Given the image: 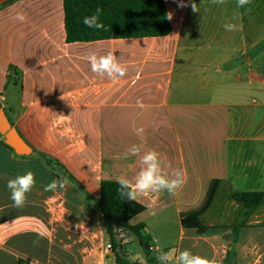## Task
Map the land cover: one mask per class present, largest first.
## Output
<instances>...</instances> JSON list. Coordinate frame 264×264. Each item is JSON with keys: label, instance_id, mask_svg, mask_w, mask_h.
<instances>
[{"label": "crops", "instance_id": "0c3cea01", "mask_svg": "<svg viewBox=\"0 0 264 264\" xmlns=\"http://www.w3.org/2000/svg\"><path fill=\"white\" fill-rule=\"evenodd\" d=\"M163 3L171 16L164 36L69 42L63 0H0V108L33 152L16 154L0 135V264H114L99 186L140 171L139 156L125 158L140 142L134 127L145 129L144 151L160 153L169 178L185 174L175 195L128 201L142 243L155 246V257L189 249L225 264L230 227L244 212L231 193L264 192V0ZM17 12L25 22L13 19ZM110 50L128 68L115 81L87 59ZM29 170L36 186L14 207L7 181ZM60 178L63 190L44 191ZM212 181L216 192L199 218L208 229L183 227L180 214L202 205ZM125 254L161 264L134 235ZM236 259L264 264V204L240 229Z\"/></svg>", "mask_w": 264, "mask_h": 264}, {"label": "trees", "instance_id": "16d2710c", "mask_svg": "<svg viewBox=\"0 0 264 264\" xmlns=\"http://www.w3.org/2000/svg\"><path fill=\"white\" fill-rule=\"evenodd\" d=\"M102 9L100 22L103 29L89 28L84 23L85 17ZM64 26L66 39L69 42H89L113 38L158 37L168 34L170 30L163 0H63ZM45 162L49 160L40 155ZM218 186L212 181L202 205L190 212L181 213L179 222L183 227L194 228L197 233L205 232L208 227L201 223L200 216L211 204ZM231 198L244 206L241 220L230 227L231 243L225 257V264H237L236 244L239 231L245 226L250 215L264 204V192H232ZM128 199L119 195L117 181L101 180L99 186L98 209L106 219L105 233L111 245L114 264H137L129 260L119 244L114 239L116 226L127 227L130 233L136 236L144 246L150 262L156 257L148 250L140 238V226H132L133 217L128 208Z\"/></svg>", "mask_w": 264, "mask_h": 264}, {"label": "clouds", "instance_id": "9594fccd", "mask_svg": "<svg viewBox=\"0 0 264 264\" xmlns=\"http://www.w3.org/2000/svg\"><path fill=\"white\" fill-rule=\"evenodd\" d=\"M215 5H223L225 0H211ZM251 0H237V7L244 8L250 4ZM183 6V5H182ZM193 11H198L197 5H192ZM102 9L97 8L95 13L89 17H85L83 23L89 28L103 29L104 25L100 22V14ZM171 19V16L168 17ZM14 20L25 22L27 17L23 12H17L13 17ZM226 31L238 30V25L235 23H225L223 25ZM87 59L91 65V70L101 76H107L111 80H118L127 74L128 68L122 64L113 51H108L106 54L98 55L95 52L90 53ZM5 96H0V101H4ZM137 106L144 109L146 106L140 101H137ZM135 134L140 138V142L131 145L128 152L125 153V158L130 154L132 156L140 157V164L142 167L135 176L134 180L128 179L126 176L117 178L119 185V195L128 200H137L139 196L148 194L150 192L160 193L167 191L170 195H175L178 189H181L185 183V174L183 170H176L171 178L163 171V161L160 153L156 150L145 149V138L143 127L133 129ZM36 176L31 170L23 175H18L15 178L7 181V188L10 190V199L13 206L23 207L27 194L36 186ZM65 181L63 178L53 179L44 186V191L56 193L65 188ZM156 259L161 264H168L169 261H174V264H222V260L213 256L211 258L193 254L191 250H182L176 255L174 252H162Z\"/></svg>", "mask_w": 264, "mask_h": 264}, {"label": "water", "instance_id": "95a60500", "mask_svg": "<svg viewBox=\"0 0 264 264\" xmlns=\"http://www.w3.org/2000/svg\"><path fill=\"white\" fill-rule=\"evenodd\" d=\"M0 135L4 138V143L14 150L18 155L33 154L31 147L21 138L17 130L12 127L5 112L0 108ZM106 224V219H103Z\"/></svg>", "mask_w": 264, "mask_h": 264}, {"label": "built area", "instance_id": "2783aa9c", "mask_svg": "<svg viewBox=\"0 0 264 264\" xmlns=\"http://www.w3.org/2000/svg\"><path fill=\"white\" fill-rule=\"evenodd\" d=\"M114 239L119 244L120 249L125 252L126 246L129 245L133 240V235L130 233L127 227L116 226L114 228ZM155 241L156 239H152L151 243H154ZM106 249L112 252L111 245L109 242L106 245ZM148 250L151 253H155V254L157 252V249L153 244L148 245Z\"/></svg>", "mask_w": 264, "mask_h": 264}]
</instances>
